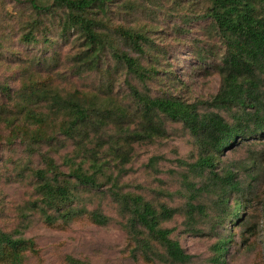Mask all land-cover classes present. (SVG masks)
<instances>
[{
    "label": "trees",
    "instance_id": "trees-1",
    "mask_svg": "<svg viewBox=\"0 0 264 264\" xmlns=\"http://www.w3.org/2000/svg\"><path fill=\"white\" fill-rule=\"evenodd\" d=\"M12 1L23 6L11 18L18 28V43L27 50L22 54L21 71L30 77L13 95L8 86L0 85L1 94L23 115L27 125L20 129L28 144L52 142L56 133L73 144L60 165L43 154L44 166L34 170L37 198L31 206L44 224L65 226L86 217L105 225L109 217L99 207L88 209L84 201V194L94 191L115 204L125 219L131 256L146 263L192 262L194 256L172 236L175 228L163 226L177 214L183 215L187 232L201 231L204 220L208 231H213L216 239L209 246L208 264H227L236 235L243 247H251L249 236L255 233L256 222L249 208L254 204L263 208L254 187L256 162L249 159L240 167L221 165V157L248 141H264V0H150L151 8L137 0ZM119 9H141L150 23L135 27L109 24L112 11ZM163 12L169 19L176 15L179 21L171 32L174 45L184 46L191 23L207 21L214 44L194 38L190 53L198 70L207 67L218 74L220 86L213 103L228 110L230 120L217 112H199L196 104L168 92L152 96L126 78L123 85L131 105L119 104L112 97L119 70L143 85L163 73L177 79L170 68L163 72L158 60L168 54L170 43L158 42L157 30L150 28ZM6 39H0V49ZM67 45L71 51L62 59L60 48ZM8 53L17 59L20 54L15 48ZM143 56L151 61L147 67L140 62ZM65 70L75 76L101 72L99 92L105 97L99 99L76 88L60 89L56 80ZM33 74H40L38 80ZM17 119V115H5L0 122L19 135ZM164 120L180 123L198 149L194 161L177 160L185 167L181 206L146 200L141 194L124 191L120 183L125 165L134 158V146L167 136ZM106 129L112 133L103 134ZM159 159H148L152 171H157ZM111 165L116 174L109 170ZM35 247L34 240L24 237L21 230L0 229V264H26L27 253H36ZM65 260L87 264L71 256Z\"/></svg>",
    "mask_w": 264,
    "mask_h": 264
},
{
    "label": "rangeland",
    "instance_id": "rangeland-1",
    "mask_svg": "<svg viewBox=\"0 0 264 264\" xmlns=\"http://www.w3.org/2000/svg\"><path fill=\"white\" fill-rule=\"evenodd\" d=\"M137 1L144 2L146 8H151L150 0ZM22 10L23 6L15 5L12 0H3L0 3V39L7 38L3 41V48L0 49V85L8 86L11 95L21 89L23 81L28 83L26 78L30 77L21 71L23 65L21 62L25 58L22 54L27 50L18 43V28L11 18L13 13ZM164 14L165 12L160 14L158 21L150 28L157 30L154 37L158 42L170 43L168 54L158 60L161 64L160 68H163L161 70L168 73L170 68V71L177 75V79L164 77L163 73L146 80L143 85L136 78L119 70L114 76L112 97L119 104L131 105L127 88L123 85V80L126 78L137 88L148 91L152 96L161 95L162 91L168 92L196 104L199 112H217L230 120V112L217 108L213 103V97L220 86L218 74L207 67L203 71L198 70L197 61L190 53L194 38H203L206 43L214 44L213 32L207 27V21L200 19L191 23L189 27L192 31L183 40L184 46L174 45L171 32L179 21L176 15L169 19ZM144 23L150 22L141 9L132 12L119 9L110 14L109 24L113 26L135 27ZM9 48L19 51L18 59L16 56L10 57ZM60 51L62 59H65L71 47L63 46ZM132 55L137 56L135 53ZM139 59L145 67L151 63L146 56ZM106 61L110 63L111 59L106 58ZM66 67L64 64L62 69ZM39 75L31 76H37L38 80ZM44 75L45 73L41 72V76ZM102 77L101 72L75 76L65 70L56 80V85L62 90L76 88L89 95L96 94L101 99L105 97V94L99 92ZM177 80L181 82L178 83ZM6 109L11 111L6 112ZM5 115L18 116L14 124L19 130L27 125L23 115L0 91V120ZM164 125L167 131L166 137L154 138L150 142L134 146V158L125 165V171L120 175V183L124 191L141 194L146 200L154 203L162 201L169 206H181L184 200L182 174L185 167L177 160L194 161L198 149L190 133L180 123L164 120ZM108 133H112V130L106 129L103 132V134ZM53 137L52 142L28 144V137L22 133V130L21 134L15 135L10 126L5 125L3 121L0 122V229L10 232L21 230L24 237L34 240L37 252L27 253L26 264H68L65 260L66 256L87 264H162L146 263L138 257L131 256L129 237L123 227L125 219L110 198L99 197L94 191L86 192L84 201L88 209L99 207L109 217L105 225L96 224L86 217L69 222L65 226L49 227L44 224L39 213L31 206L37 198L34 170L44 166L43 154L53 157L60 165L61 157L73 148L71 141L65 139L62 134L56 133ZM152 156L160 158L155 164L157 171H152L148 165V159ZM221 158V165L236 163L235 166L239 167L243 162L254 159L256 162L253 170V174H256L254 187L263 200L262 209L256 204L249 208V214L256 222L255 233L249 236L251 247H243L236 235L234 243L230 246L227 264H264V141H248L226 150ZM109 170L116 174L113 165ZM162 192H169L172 195H164ZM183 219L182 214H177L170 221L163 223V226L175 228L172 236L179 240L186 252L194 256L190 264H208L209 246L216 239L213 231H208V223L204 220L200 223L201 231L187 232L184 229ZM220 231H223V227Z\"/></svg>",
    "mask_w": 264,
    "mask_h": 264
}]
</instances>
